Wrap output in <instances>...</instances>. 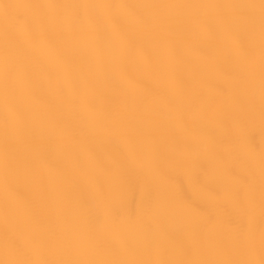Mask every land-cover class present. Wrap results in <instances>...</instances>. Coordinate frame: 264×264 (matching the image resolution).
Here are the masks:
<instances>
[{"label": "bare ground", "instance_id": "obj_1", "mask_svg": "<svg viewBox=\"0 0 264 264\" xmlns=\"http://www.w3.org/2000/svg\"><path fill=\"white\" fill-rule=\"evenodd\" d=\"M0 264H264V0H0Z\"/></svg>", "mask_w": 264, "mask_h": 264}]
</instances>
